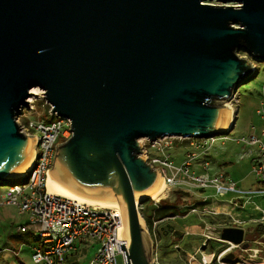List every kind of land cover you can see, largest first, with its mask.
Returning <instances> with one entry per match:
<instances>
[{"label": "water", "instance_id": "95a60500", "mask_svg": "<svg viewBox=\"0 0 264 264\" xmlns=\"http://www.w3.org/2000/svg\"><path fill=\"white\" fill-rule=\"evenodd\" d=\"M261 60L264 0H0V181L18 179L34 154L35 137L17 119L39 86L51 113L72 121L54 177L95 199L118 198L129 262L153 264L156 242L140 210L150 196L137 197L162 174L140 139L230 133L239 112L228 128L222 102ZM220 236L240 244L246 231L228 226Z\"/></svg>", "mask_w": 264, "mask_h": 264}, {"label": "built area", "instance_id": "2783aa9c", "mask_svg": "<svg viewBox=\"0 0 264 264\" xmlns=\"http://www.w3.org/2000/svg\"><path fill=\"white\" fill-rule=\"evenodd\" d=\"M240 98L241 94L238 90L227 101L229 107L235 108L236 106L239 108ZM31 108L33 109V106H24L17 120L19 125L23 127L21 128L22 132L36 138L34 162L28 171L8 184V190L3 193L1 203L17 206L22 213H28L29 222L20 227V230L32 229L39 238V245L35 247L33 254L34 262L36 264H74L70 260L69 253L76 249V241L81 239L84 242L88 238H92L99 243V248L91 264H132L128 257L130 241L124 233V218L120 210L85 203L49 190L48 181L55 165L57 140L62 137L64 142L72 136V121L69 118L56 115V112L52 114L51 111L49 114L54 117L51 122H46L44 119L23 121L22 118L27 116L26 110L29 111ZM257 113L264 121V100L257 109ZM165 138L167 137L158 138L154 141L148 138L144 139L152 143L150 147L164 151L165 147H162L159 139ZM189 139L191 140V148L181 164H177L172 159L171 154H164L163 157L151 156L149 148L144 147L149 162L161 170V174L169 187L199 188L204 191L213 188L219 195H232L235 198L234 204L238 206L241 205L240 202L244 205L251 201L253 195L264 196V123L261 135L252 133L243 135L238 139L239 142L246 145L257 146L253 172L261 185L251 190L240 187L237 181L229 178L223 172L212 174L209 171V161L205 160L201 164L200 170L195 168L200 156L206 155L217 140L216 136ZM158 202L155 201V203ZM198 209V207H194L191 211L197 212ZM260 211L264 219V208H260ZM205 212L219 214L214 207L205 208ZM230 217L232 224L229 226L239 227L243 223L235 217ZM157 223L158 221H155V225ZM214 228L217 229L214 224L209 222L205 224L202 233L204 244L194 253L183 250L179 243L175 244L174 248L180 253L186 264H191L193 260H197L201 264H212L215 257L219 264H247L245 261L236 259L237 256L235 257L236 261L227 262L225 256L229 252L236 254L238 251H251L255 254H250V256L256 257L258 252L264 250V240L256 239L253 241L255 246L250 244L246 248L244 247V243L248 241L246 238L240 244L225 241L220 236L222 229H217L218 232L215 235ZM185 234L190 235L191 232L187 231ZM212 239L222 241L226 247L218 253H203L202 247L208 245ZM200 253L201 256H199ZM153 264H161L157 252Z\"/></svg>", "mask_w": 264, "mask_h": 264}, {"label": "rangeland", "instance_id": "374dc122", "mask_svg": "<svg viewBox=\"0 0 264 264\" xmlns=\"http://www.w3.org/2000/svg\"><path fill=\"white\" fill-rule=\"evenodd\" d=\"M241 55L245 56L247 54L241 52ZM254 63L256 64V66H258L257 71H255L251 76L246 78L245 81L239 87V93L241 94V98L237 124L235 128L231 131V133L216 136L217 141L214 142L215 145L213 144L214 147L212 149L213 167L218 168L219 170L223 171V173L226 172L225 174L228 173L227 176L229 178L234 179L235 181L242 180L241 185L243 184L245 186L243 188L247 190L258 188L260 184L258 183L253 172L252 166L250 164L251 146L246 145L244 143H240L237 141V139H239L243 135L255 133V127H253L254 123H256L255 126L260 127L261 130L263 128L264 123L263 119L257 113V109L260 107L261 102L264 100V60L256 62L254 61ZM34 89L35 91H33ZM31 91L34 94H38V96L31 95L29 97V101L31 104L30 106H33V109L31 108L32 110L30 109L29 111L26 110L27 116H24L22 120L38 121L44 119L46 122L53 121L54 117L49 114V112L51 111V105L47 102L46 98L44 97L45 95L43 94L45 93V91L39 86L32 88ZM226 103L227 101L222 102V104ZM140 140L142 141L143 148H149L151 156L163 157L164 154H171L172 159L177 164H181L185 160V158L187 157V152L191 148V140L186 137L183 138L172 136L167 137L165 139H159L162 147H165L164 151H161L154 147H150L152 146V143H149L146 139L143 140L141 138ZM60 143H63L62 137H59L57 140V144ZM186 189L188 190V188ZM186 189L167 186L164 194L160 199H154L153 197L151 198L154 201H165L167 203L177 204L187 212L191 211V209H193L194 207H198V211L195 212L199 214L198 216L196 215L198 219H196V217L194 218L191 216L189 218L177 216L175 218L167 220L168 223H171L176 227L186 226V229H189L190 232L192 231V228L198 229L202 227L201 224L204 222V220H211L209 218L211 214L206 213L203 209L206 204H209L219 209H230L232 217L239 219L245 218L246 215L250 212L257 214L260 213L256 209V206L258 204H261V206L264 207V196L258 197V195H253L252 200L246 203L245 205V207L248 208L244 207V209H241L233 206L230 207L227 204L226 206L228 207L223 206L221 201H228L229 203L234 204L233 201L235 198L232 195H219L213 188H208L205 191L199 188H194L190 189V191L188 190L189 192ZM7 190L8 184H5L4 182L0 181V199L1 194L5 193V191ZM205 196H208L209 199L204 200L203 198ZM215 219L216 225L214 226H219L231 222L230 217L225 215H216ZM28 222L29 215L27 213L23 214L19 212V209H17L16 207H0V264H35L32 259V251L30 250V248L28 246L21 245L20 243L17 244L15 241L17 240L15 237H18L21 234L19 232V227L22 224H27ZM252 225L253 224L250 222L244 225L245 228L248 229L246 233V240H248L250 243H252L256 239L264 240V232L262 233L261 227L255 228L253 231H251V233H249V226ZM204 227L205 224L203 226V229ZM186 229L184 230L187 231ZM217 232L218 230L214 228L215 235H217ZM250 234H253V236H251ZM180 235H184V232H180V234H174L172 236L174 243H177L179 239H181ZM208 246L209 248L207 249ZM75 247L76 249H73L69 253L70 260L74 264H91V261L95 257L96 252L99 248V243L92 238H88L84 242L79 239L76 241ZM159 247L160 248H158L156 245L157 257L158 252L159 254L161 253V246ZM224 247H226L225 243L212 239L208 242V245L205 246L206 250L204 252L206 254L213 253V251L217 253ZM182 249L186 250L187 247L184 245L182 246ZM168 254L171 255V258L169 259L174 264H186V261L183 260V258L180 256V253L174 247L169 250ZM250 254L255 253L251 251H238L236 253V259L245 261L248 264L253 259L264 261V250L263 252H258V256L256 257H251ZM212 264H219L216 260V257L214 258Z\"/></svg>", "mask_w": 264, "mask_h": 264}, {"label": "crops", "instance_id": "0c3cea01", "mask_svg": "<svg viewBox=\"0 0 264 264\" xmlns=\"http://www.w3.org/2000/svg\"><path fill=\"white\" fill-rule=\"evenodd\" d=\"M258 67V66H257ZM237 119H238V117H237ZM262 122V121H261ZM237 124V123H236ZM255 124L256 123H254V125H253V127H255V133L256 134H258V135H261V133H262V130H261V128L260 127H258V126H255ZM254 129V128H253ZM260 131V132H259ZM231 133V132H230ZM227 140V139H226ZM217 141V140H216ZM215 141V142H216ZM237 141H238V139H237ZM239 142V141H238ZM241 143V142H240ZM215 145V144H214ZM214 145H212V147L209 149V151L207 152V154L205 155V154H202L201 156H200V158L198 159V161H197V165H196V168L198 169V170H200L201 169V164L206 160V161H209L210 162V166H209V171L212 173V174H216V173H220V172H223V171H221V170H219L218 168H215V167H213V165H212V160H213V156H212V149H213V147H214ZM250 152H251V156H250V164H251V166H252V169H253V162H254V159L257 157V146H251V150H250ZM211 156H212V158H211ZM226 173V172H225ZM228 174V173H227ZM238 181V184L240 185V187L242 186V188L243 187H245L243 184L241 185V181L242 180H237ZM258 183H259V181H258ZM260 184V183H259ZM261 185V184H260ZM259 185V186H260ZM187 190V189H186ZM189 191H190V189H188ZM187 190V191H188ZM188 191V192H189ZM2 195H3V193L1 194V199H0V207H8V206H10V207H16L17 209H19L17 206H13V205H6V204H3V203H1V201H2ZM258 197H261V196H258ZM263 197V196H262ZM204 200H208L209 199V197L208 196H205L204 198H203ZM222 202V204H223V206H225V207H228V206H230V207H236V208H241V209H244V207H245V205H246V203L244 204V205H242V202H240L241 203V205H236V204H232V203H229L228 201H221ZM252 202H254V201H252ZM226 204L228 205V206H226ZM220 205V204H219ZM213 206H211V205H209V204H206L204 207H203V209H204V211H205V208H212ZM221 207V206H220ZM259 207V208H258ZM215 208V207H214ZM245 208H248V207H245ZM260 208H264V207H262L261 206V204H258L257 206H256V209L260 212V213H252V212H250V213H248L247 215H246V217L245 218H243V219H239V218H236V219H239V220H241V221H243V223L239 226V227H243L244 229H245V231H246V233H247V228H245V224L246 223H248V222H250V223H252L253 225L252 226H249L250 228H249V233H251V231H253L255 228H258L262 223H264V219L262 218V213H261V211H260ZM8 209V208H7ZM217 211H218V213L219 214H217V215H225V216H232V214H231V211H230V209H227V208H215ZM19 212H21L20 211V209H19ZM22 213V212H21ZM27 212H25V213H23V214H26ZM202 213V212H201ZM207 213V212H206ZM28 214V213H27ZM211 214V213H210ZM196 215L198 216L199 214L198 213H195V212H192V211H189L187 214H185V215H182V217H184V218H189L190 216L191 217H196ZM213 215H215V214H213ZM200 216H201V214H200ZM179 217H181V216H179ZM172 218H175V217H172ZM203 218V217H202ZM231 218V217H230ZM196 219H198V217H196ZM232 219V218H231ZM167 221V220H166ZM165 221V222H166ZM164 222V223H165ZM208 221H206V220H204V222L201 224L202 225V227H200V228H198V229H196V228H192L191 230V233L192 234H190V235H187V234H185V232H187V231H189V229H186V226H182V227H176L177 228V230H176V232H175V234H180V232H184V235H180V238L181 239H179V241H178V243L181 245V246H186L187 247V251H189V252H192V253H194V252H196L203 244H204V237L202 236V233H203V231H204V229H203V226H204V224H206ZM232 224V222H229V223H227V224H223V225H219V226H214V227H216L218 230L219 229H223L224 227H228L229 225H231ZM23 225H25V224H22L20 227H22ZM185 225V224H184ZM214 225H216V224H214ZM20 227H19V232L21 233L18 237H15L17 240H15L16 241V243L17 244H21V245H25V246H28L29 248H30V250L32 251V259H33V254H34V251H35V247L37 246V245H39V238L35 235V233H34V231L32 230V229H27L26 231H21L20 230ZM184 229H186L187 231H185ZM203 229V230H202ZM183 243V244H182ZM206 246V245H205ZM205 246H203L202 247V250H203V253H205L204 251L206 250V248H205ZM209 248V246L207 247V249ZM224 249V248H223ZM220 252V251H219ZM176 253V252H175ZM202 253V252H201ZM201 253L199 254L200 256H201ZM218 253V252H217ZM177 254V253H176ZM175 254V255H176ZM211 254V253H210ZM34 261V260H33ZM35 263V262H34ZM200 263V262H199ZM246 263V262H245ZM264 263V261H262V260H257V259H253V260H251V262L249 263V264H263ZM36 264V263H35ZM192 264V263H191ZM201 264V263H200ZM241 264V263H240ZM248 264V263H247Z\"/></svg>", "mask_w": 264, "mask_h": 264}, {"label": "trees", "instance_id": "16d2710c", "mask_svg": "<svg viewBox=\"0 0 264 264\" xmlns=\"http://www.w3.org/2000/svg\"><path fill=\"white\" fill-rule=\"evenodd\" d=\"M140 210L147 221V224L154 237L157 247L160 248L159 246H161V249H160L161 253L159 254L158 252V258H159L160 263L161 264H174L169 259L171 258V255H169L168 252L172 247L175 246L174 244L178 243V242L174 243L173 238H172L177 228L173 224L168 223L166 220H170L172 217L185 215L188 212L186 210H183L182 207L177 204H171L165 201L155 203V201L151 197L142 202ZM215 217L216 215L211 214L209 216L211 220H209L208 222L211 224H216ZM155 221H158L156 225H155ZM259 227H261L262 233H263L264 223H262ZM250 235L253 236V234H250ZM253 239H256V238H253Z\"/></svg>", "mask_w": 264, "mask_h": 264}, {"label": "bare ground", "instance_id": "6f19581e", "mask_svg": "<svg viewBox=\"0 0 264 264\" xmlns=\"http://www.w3.org/2000/svg\"><path fill=\"white\" fill-rule=\"evenodd\" d=\"M33 91H35V89ZM226 105H228V107H229L228 102ZM229 108L231 109V117H230V124H229L228 128L234 124L236 117H237L236 114H238V112L240 111V108H238L236 106H235V108H233V107H229ZM142 139H144V138H142ZM35 141H36V138H35ZM35 154H36V148H35V151H34L32 158L30 159V161L28 162V164L26 165L24 170L21 172V175L31 168V166L34 162ZM167 186L168 185L162 176L159 186L153 192H151L147 195H144V196L137 197V199L140 200V199L147 197V196L153 197L154 199H160L162 197V195L164 194ZM48 187H49V190L53 193H59V194L67 195V196L73 197V198L78 199V200L85 202V203L104 206V207H111V208H116V209L120 210L122 215H123V218H124V233H125V235H128L129 228H128V222H127V217H126L127 216L126 209H125V206L118 200V198L116 200H99V199H95V198L86 196L84 194H81L77 191L71 190V189L65 187L64 185H62L60 182H58L57 179L54 177L52 171L50 173V177H49V181H48ZM142 223H144L143 218H142ZM250 244H251V246H255V244L253 242ZM192 264H200V263L197 260H193Z\"/></svg>", "mask_w": 264, "mask_h": 264}]
</instances>
